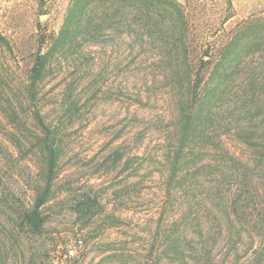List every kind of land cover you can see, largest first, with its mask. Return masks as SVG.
<instances>
[{"label":"rangeland","instance_id":"obj_1","mask_svg":"<svg viewBox=\"0 0 264 264\" xmlns=\"http://www.w3.org/2000/svg\"><path fill=\"white\" fill-rule=\"evenodd\" d=\"M71 1L0 0V30L13 49L0 46V264H177L167 237L182 209L179 196L167 199L165 156L170 139H179L178 102L188 86L173 81L166 61L155 60V47H132L109 32L97 44L59 54L43 83L42 112L60 123V174L52 200L42 207L46 221L40 231L22 220L42 183L43 155L37 139H20L22 150L17 139H9L5 107L9 98L23 95L41 40L46 39V51ZM179 1L199 54L203 47L215 54L244 22L264 21V0H230L231 8L228 0ZM191 58L198 63L197 54ZM236 85L231 82L227 94L226 84L213 120L195 139H220L237 155H262L263 148L227 136L229 115L246 125L259 121L251 109L260 106L262 88L237 93ZM74 100L77 108L67 114ZM235 109L245 114L233 116ZM87 199L92 208L81 211ZM247 207L246 231L227 247L218 242L215 264H264V195L259 192ZM202 257L195 255L197 264Z\"/></svg>","mask_w":264,"mask_h":264},{"label":"trees","instance_id":"obj_2","mask_svg":"<svg viewBox=\"0 0 264 264\" xmlns=\"http://www.w3.org/2000/svg\"><path fill=\"white\" fill-rule=\"evenodd\" d=\"M228 5L232 7L230 0ZM188 19L179 0H72L60 31L53 35L46 51L42 48L46 39L41 40L23 95L17 101L9 98L5 107L10 123L9 139L18 140V150L23 149L20 139H37L43 155L42 183L36 189L33 207L22 215L32 231L39 232L46 221L42 207L53 198L62 154L60 123L48 121L40 106L43 83L59 54L69 48L78 50L97 44L109 32L121 40H129L134 44L132 47H155V60L166 61L173 81H186L188 86L178 102L179 139H170L165 156L167 199L179 196L182 209L181 217L169 223L167 237L169 249L177 253V264H197L195 255L199 252L203 255L200 264H215L212 253L219 241H225L223 248L235 237L242 238L247 229V204L259 192L264 195V153L246 157L231 152L228 145L226 149L220 139L195 138L213 120L226 84L228 94L229 84L237 82V93L262 88L260 106L251 109L258 114L254 118L259 117V121L246 125L239 116L229 115L227 136L233 138L230 141L253 144L264 150V21L244 22L228 41L219 45L215 54L208 47L200 48L199 54V47H193L189 41ZM0 46L13 51L1 30ZM193 53L198 56L196 64L191 60ZM77 104V100L71 102L67 114H72ZM235 113L245 114L240 109L231 114ZM257 138H262V143ZM174 140H178V146H174ZM216 152L220 157L214 159ZM117 157L120 160L122 153L117 152ZM78 208L90 210V199Z\"/></svg>","mask_w":264,"mask_h":264},{"label":"built area","instance_id":"obj_3","mask_svg":"<svg viewBox=\"0 0 264 264\" xmlns=\"http://www.w3.org/2000/svg\"><path fill=\"white\" fill-rule=\"evenodd\" d=\"M67 255L70 256V257H74L75 256V250L74 249H69Z\"/></svg>","mask_w":264,"mask_h":264}]
</instances>
